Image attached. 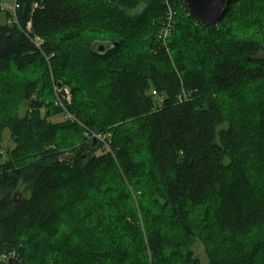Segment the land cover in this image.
Returning <instances> with one entry per match:
<instances>
[{"label":"trees","instance_id":"1","mask_svg":"<svg viewBox=\"0 0 264 264\" xmlns=\"http://www.w3.org/2000/svg\"><path fill=\"white\" fill-rule=\"evenodd\" d=\"M13 1L0 0V264H202L195 239L208 264H264V94L248 111L223 95L264 82V0H227L214 25L183 0L190 19H164L170 0H98L93 16L96 0Z\"/></svg>","mask_w":264,"mask_h":264},{"label":"rangeland","instance_id":"2","mask_svg":"<svg viewBox=\"0 0 264 264\" xmlns=\"http://www.w3.org/2000/svg\"><path fill=\"white\" fill-rule=\"evenodd\" d=\"M262 3V2H261ZM103 6L101 3L99 4V1L98 0H96L95 2H94V5H89V6H95L94 8H93V10L92 11H90V13L88 14V15H91L92 14V16H93V14L95 15L96 14V11H97V13H98V11H99V13H102V10H101V6ZM99 7V8H98ZM142 9V7H140L139 8V11ZM244 9V5L243 4H241L240 5V7L238 8V12H241L242 10ZM167 10H168V13L167 14H169L168 16L166 15L165 16V18L164 19H176V16H178L177 14H179V13H181L182 14V16H181V18H183V19H190L189 18V14L186 12V8L185 7H183V5H176V3L175 2H173V0H170V1H168V3H167ZM258 11V10H257ZM85 12V11H84ZM83 12V13H84ZM85 14H87V12H85ZM245 15L246 16H251L249 13H245ZM242 22H244V21H242ZM226 26H228V25H226ZM165 29L167 28L166 26L164 27ZM240 28H242V29H244V30H246V27H245V24L244 23H241L240 24ZM165 32H167V30L165 31ZM201 37H202V39L203 40H206L209 36H208V34H199ZM203 51L205 52V48L203 49ZM190 52H191V50H190ZM191 56V55H190ZM189 61H193V59H194V57H190V59L188 58V56H185ZM91 76V75H90ZM91 78H93V76H91ZM93 80V79H92ZM15 82H17V80H15L14 82L12 81V83L9 85V88H10V90L12 91L13 89H14V92L15 91H17V88L19 87V85H14L13 83H15ZM94 85H97V84H95V83H93ZM91 85V87L92 86H94V85ZM249 87V89H252L253 91H250V90H248L246 93L244 92V88H248ZM242 92H243V94H242V92H241V90L239 91V90H234L233 92H231V93H229V94H226V93H223V95H225V97L226 98H231L230 100L232 101V102H234V104L236 103V104H240V108L239 109H241V110H246V111H248L247 109H250L251 108V106L252 105H255L256 104V100H257V93H260V95L261 94H264V82L263 83H261V84H256V85H254V86H246V85H243L242 86ZM7 90H9V89H7ZM69 90H70V94H71V88L69 87ZM60 90H58V92H59ZM238 91V92H237ZM222 95V96H223ZM72 96V95H71ZM221 97V96H220ZM9 101H11V100H9ZM232 104H230L229 106L227 105L226 107L228 108V113L229 114H232V115H234V114H236L237 112H233V109H235L234 108V106L232 105ZM24 109L23 110H21V115H23L24 114ZM42 111L43 112H46V110H44V109H42ZM239 116H242V117H246V118H248V115H246V114H236V116L235 117H237V118H239ZM48 118H49V120H51L52 122H54V123H60V122H63L64 120H66V115H54V116H51V115H48ZM240 129H241V127H243L244 126V124L242 123V121H240ZM225 127H227V125H224ZM110 135V134H109ZM12 144V141H11V139H10V132L9 131H6L5 132V135H4V147L6 148L7 146H9V145H11ZM96 148L97 147V143L95 142V144H94V146H93V148ZM5 148H4V150H5ZM101 153V150H98L97 151V154H100ZM262 157H264V155L263 156H256V159H255V161H257V160H259L258 162H257V164H256V167H261V168H264V163H262L263 161L261 160V158ZM90 191H92L93 192V190H90ZM95 192H97V191H95ZM25 196V195H27V194H25V193H22V192H20L17 196H16V198H21L22 196ZM93 195H94V193H93ZM1 196V195H0ZM104 196H107V197H117V194H114V192H110V193H108V194H105ZM124 200V199H123ZM121 203L122 202H124V201H120ZM123 204V203H122ZM70 213H68L67 215H64L60 220H59V222L58 223H62V225H65V222L68 220V219H76V214H77V210H76V208H72L70 211H69ZM78 219V218H77ZM62 225H60V226H57V228H59V233H62L63 231L64 232H66V233H70L71 232V230L72 231H74L75 232V227H64V226H62ZM77 228H78V226H77ZM80 230L79 231H81L82 230V228H79ZM78 233L79 232H77V233H74V235H78ZM61 234H59L58 236H60ZM73 235V236H74ZM76 238L75 237H71L70 238V241H73V242H76V240H75ZM240 242H242V243H244L245 244V241L243 240V239H241L240 240ZM77 244H78V242H77ZM192 249L194 250V253H195V255H197V257H199L200 258V260H201V263L202 264H208V258H207V253H206V248H205V245L199 240V239H195V241L193 242V244H192ZM38 251V250H37ZM41 252H38V253H36L35 255H32V258H33V260L35 259V258H38V259H40L41 257H44V256H42L41 254H40ZM46 253H47V251H45V256H46ZM264 253V252H263ZM11 257H13V256H11ZM263 257V259H264V254H262L261 255V258ZM36 261H37V259H35Z\"/></svg>","mask_w":264,"mask_h":264},{"label":"water","instance_id":"3","mask_svg":"<svg viewBox=\"0 0 264 264\" xmlns=\"http://www.w3.org/2000/svg\"><path fill=\"white\" fill-rule=\"evenodd\" d=\"M188 6L189 13L192 17L202 21L208 25H214L221 21L224 16L225 6L227 0H183ZM116 43L107 42L99 44L95 42L93 48L99 47L100 52H104L106 48L109 50ZM62 87V84H58ZM7 264H23L17 257L8 259Z\"/></svg>","mask_w":264,"mask_h":264},{"label":"built area","instance_id":"4","mask_svg":"<svg viewBox=\"0 0 264 264\" xmlns=\"http://www.w3.org/2000/svg\"><path fill=\"white\" fill-rule=\"evenodd\" d=\"M19 7V5H18V0H14L13 1V5L9 8L11 11H12V13H16V10H17V8ZM29 28V30H30V26L28 27ZM37 40H38V44L41 42V39H39V38H37ZM63 88L62 87H59L58 85H57V91L58 90H62ZM64 91H65V93H66V101L68 102V103H70L71 102V98H72V96H71V94H70V90H69V88H65L64 89ZM66 117L67 118H73V116L71 115V114H69L68 112H67V114H66ZM14 257V256H13ZM9 258H11V257H9V256H6V255H4L3 256V262H4V264H7V261H8V259Z\"/></svg>","mask_w":264,"mask_h":264},{"label":"bare ground","instance_id":"5","mask_svg":"<svg viewBox=\"0 0 264 264\" xmlns=\"http://www.w3.org/2000/svg\"><path fill=\"white\" fill-rule=\"evenodd\" d=\"M3 260V259H2Z\"/></svg>","mask_w":264,"mask_h":264}]
</instances>
